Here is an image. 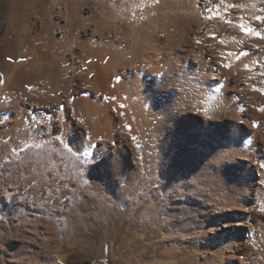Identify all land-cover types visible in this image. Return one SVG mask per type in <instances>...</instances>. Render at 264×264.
<instances>
[{
    "label": "bare ground",
    "instance_id": "6f19581e",
    "mask_svg": "<svg viewBox=\"0 0 264 264\" xmlns=\"http://www.w3.org/2000/svg\"><path fill=\"white\" fill-rule=\"evenodd\" d=\"M225 3L236 7L75 0L72 12L54 3V18L33 17L21 37L0 24V167L68 152L55 133L73 131V148L99 145L87 172L109 202L137 222L146 203L153 213L157 197L171 203L172 244L182 240L188 264H264V39L238 26L264 35V0ZM106 6L111 21L73 28ZM28 38L55 51L51 80Z\"/></svg>",
    "mask_w": 264,
    "mask_h": 264
},
{
    "label": "rangeland",
    "instance_id": "374dc122",
    "mask_svg": "<svg viewBox=\"0 0 264 264\" xmlns=\"http://www.w3.org/2000/svg\"><path fill=\"white\" fill-rule=\"evenodd\" d=\"M74 1L0 0V24H13V32L21 37L33 17L54 18L58 5L72 12ZM97 7L73 16V28L110 20L109 7ZM27 41L24 49H35L37 67L47 68L51 80L59 71L51 44ZM0 168L3 194L18 190L13 200L0 198V264H188L182 240L172 244L176 236L169 227L168 200L157 197L154 213L147 211L151 204L146 203L147 217L141 219L140 213L137 222L128 209L107 200L106 186L85 171L81 159L62 149L31 152ZM174 251H179V261Z\"/></svg>",
    "mask_w": 264,
    "mask_h": 264
},
{
    "label": "snow or ice",
    "instance_id": "6c2138e0",
    "mask_svg": "<svg viewBox=\"0 0 264 264\" xmlns=\"http://www.w3.org/2000/svg\"><path fill=\"white\" fill-rule=\"evenodd\" d=\"M221 3H224L225 7H236L235 5H227L225 3V0H221ZM262 11H264V10H262ZM208 18L209 19L219 18V9L217 8V16H215V17L209 16ZM256 20L259 23H264V17L257 16ZM225 22L226 23H232L231 21H228L226 18H225ZM238 26L244 35L248 36V35L254 34L255 38L264 39V35L261 34L260 30L255 29L251 26H245V24H243V23L239 24ZM197 43H199V41H197ZM245 54H247V53H245ZM228 55H238V54L229 53ZM224 66L230 67L231 65H224ZM245 69L250 70L247 65L245 66ZM121 107H123V106L121 105ZM261 111H264V109H261ZM41 131H43V129H41ZM55 135L57 137H62L64 147L67 149L68 152L72 153V155L74 157H76L77 159H80L81 157L84 158L82 160V164L87 166V167H85V171L90 170L91 166L96 163L97 153L94 150L98 149L99 145H93L91 143H88L87 145H85L83 143V141H81L79 147L73 148L71 146V137H72V135H74L73 131H70L69 135H67V136H65L64 133H62L60 131H57L55 133ZM83 136L85 139H88L87 133H84ZM132 139L135 140V137H132ZM89 158H91V159H89ZM100 159L102 160L103 157H100ZM65 186H67V185H65ZM17 191H18L17 189L9 190L8 191V199L9 200L15 199ZM0 198H2V199L4 198L3 190H0ZM262 211H264V209H262ZM3 219H4L3 215L0 214V221H2Z\"/></svg>",
    "mask_w": 264,
    "mask_h": 264
}]
</instances>
